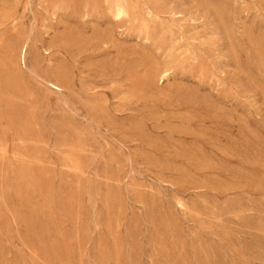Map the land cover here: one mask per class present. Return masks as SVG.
<instances>
[{"label": "rangeland", "instance_id": "rangeland-1", "mask_svg": "<svg viewBox=\"0 0 264 264\" xmlns=\"http://www.w3.org/2000/svg\"><path fill=\"white\" fill-rule=\"evenodd\" d=\"M0 264H264V0H0Z\"/></svg>", "mask_w": 264, "mask_h": 264}, {"label": "bare ground", "instance_id": "bare-ground-1", "mask_svg": "<svg viewBox=\"0 0 264 264\" xmlns=\"http://www.w3.org/2000/svg\"><path fill=\"white\" fill-rule=\"evenodd\" d=\"M113 11H114V15L117 17V19L120 17H124V16L128 15V9L123 4H116ZM26 53H27V46L23 45L22 47H20L18 53H16V55H18V60L25 63Z\"/></svg>", "mask_w": 264, "mask_h": 264}]
</instances>
